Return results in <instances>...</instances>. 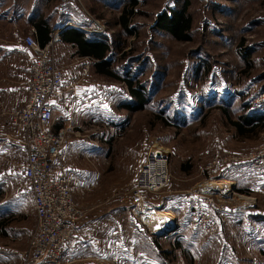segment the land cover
I'll list each match as a JSON object with an SVG mask.
<instances>
[{
    "label": "rangeland",
    "instance_id": "obj_1",
    "mask_svg": "<svg viewBox=\"0 0 264 264\" xmlns=\"http://www.w3.org/2000/svg\"><path fill=\"white\" fill-rule=\"evenodd\" d=\"M6 1L0 0L4 12ZM125 1L27 0L31 13L56 21L66 10L76 23L89 24V35L105 36L112 47L123 41L124 50L111 51L110 67L121 79L131 68L129 75L137 74L147 88L148 103L130 113L121 107L131 99L122 80L98 75L71 51L64 64L53 58L64 74V94L53 97L54 117L56 127L69 128L63 155L74 175L75 202L83 219L89 208L117 213L108 234L120 237L97 241L108 254L100 264H264V130L239 135L219 109L227 107L232 120L250 116L253 99L264 93V0H136V37L118 25ZM182 8L192 19L187 42L157 26L160 15ZM12 30L0 20V54L15 42L22 47L29 35ZM27 65L24 47L17 57L0 56V87L11 90L0 94V222L7 221L0 229V264H24L37 227L22 173L27 150L8 118L12 104L27 95ZM16 66L25 73L17 76ZM125 120L123 129L113 124ZM155 146L165 156L166 180L141 189L138 176ZM78 167L85 171L79 185ZM223 181L231 184L217 185ZM197 213L210 214L216 231L193 226ZM170 223L177 227L158 236Z\"/></svg>",
    "mask_w": 264,
    "mask_h": 264
},
{
    "label": "built area",
    "instance_id": "obj_2",
    "mask_svg": "<svg viewBox=\"0 0 264 264\" xmlns=\"http://www.w3.org/2000/svg\"><path fill=\"white\" fill-rule=\"evenodd\" d=\"M71 1L62 0L64 3ZM64 29L55 28L45 46L39 45L33 34L24 38V44L31 51L28 96L23 105L11 107L8 113L10 125L22 136L20 140H24L22 144L27 150L22 173L37 219L24 264H64L65 247L73 239L75 227L84 217L74 199V176L64 161L63 149L67 144L69 128H56L55 106L52 103L53 97L64 94V74L56 66L52 55ZM253 100L251 112L264 111V93ZM164 158L161 148L155 146L150 150L138 176L139 188L150 186L154 189L165 183ZM158 162L165 164L164 169H151V165ZM154 178L157 183L150 184ZM192 225L208 233L216 231L217 227L211 215L205 213H197L192 218Z\"/></svg>",
    "mask_w": 264,
    "mask_h": 264
},
{
    "label": "trees",
    "instance_id": "obj_3",
    "mask_svg": "<svg viewBox=\"0 0 264 264\" xmlns=\"http://www.w3.org/2000/svg\"><path fill=\"white\" fill-rule=\"evenodd\" d=\"M51 1V0H49ZM137 6L136 0H126L124 2V7L120 17L118 18V25L121 27L122 33L125 34L127 37H136V29L135 26L132 24L134 23L135 18V8ZM66 11V10H65ZM58 13L57 19L55 22L63 23L64 20L70 19L69 14L66 13ZM172 15L164 13L159 16L157 20V26L159 29L167 31L170 35H172L177 41L187 42L190 40L189 32L192 28V19L191 16L186 14V9L182 8L180 11L172 10ZM72 21L73 18H71ZM76 23V22H75ZM52 24H53V16L41 18L40 20L36 21L32 24L34 27V34L37 35L36 41L41 46H45L50 38L52 33ZM78 26H85L86 22H77ZM60 25H56V28H59ZM55 30V28H54ZM62 35V34H61ZM62 37V36H61ZM105 36H100L99 38L86 35L76 30H71L63 36L62 40L67 43H72L77 47V54L80 57L89 58L91 61H96L93 64L94 71L101 76L105 77H112L117 80H122V82L126 85L128 89V93L131 97L128 102L126 101L121 107L130 112L135 113L142 110L145 105L148 103V94L147 88L144 84H142L138 78V75L130 76L129 71H132L131 68L127 70L126 76L122 79L118 74L110 67L112 59L114 58V53L110 54V58L108 59L109 62H103V60L107 57L110 51L117 50H124L126 48V44L124 46V42L115 41L114 47L108 40L105 39ZM244 50V48H243ZM127 53H122L125 56ZM245 55V53L243 54ZM248 58V56H246ZM125 58L121 57V60ZM219 109L223 112L224 116L228 119L229 124L232 128L240 135H249L259 130H264V114L259 115L260 113H252L250 112V116H241L238 120H232L230 111L227 107L220 105ZM160 120L165 122L164 124L169 125V121L158 117ZM127 121L125 120L124 123L119 124L117 122H113L115 126H119L121 129L125 128ZM252 122V125L250 123ZM57 129H60L61 126H57ZM186 170V169H185ZM253 217H257L260 220L261 215L254 214ZM7 225V221L0 222V229L4 228ZM3 230V229H2ZM177 247H181V245L177 242L175 244ZM164 255H169V252H164Z\"/></svg>",
    "mask_w": 264,
    "mask_h": 264
},
{
    "label": "crops",
    "instance_id": "obj_4",
    "mask_svg": "<svg viewBox=\"0 0 264 264\" xmlns=\"http://www.w3.org/2000/svg\"><path fill=\"white\" fill-rule=\"evenodd\" d=\"M44 1L47 3V0H44ZM5 3H6V5H9V7H8V10L6 12L3 11L5 6L0 7V20L1 19H7L8 26L11 29H14V30H12L13 34L14 33L16 34L19 31L18 29H21L20 31L23 30L25 32H28L29 34H33L35 39H36L37 35L34 34L35 30H34V27H32V24L35 23L36 21L40 20L43 16L40 15V13L37 14L36 13L37 11H32V13H31L30 9L27 7V0H25L23 2V4H21V2H19L17 4L16 3L11 4V0H7ZM66 4H68V3H66ZM43 18H45V17H43ZM56 25H60L59 27L65 28L61 33L62 34L61 35L62 36L61 41L59 43H57V45L55 46L53 53H52L53 58H54V56L56 57V55L58 56L56 61L59 60L60 63L64 64V60L67 57L66 52L71 51L73 54H76V56L80 60H88V62L90 61L92 63V65L94 63H96V61H93V60L91 61L89 58H84V57L82 58V57L78 56L77 47L72 43H67V42L62 40L65 33L69 32L71 30H76V31H79L83 34L89 35V32H90L88 30L89 24L87 22H86V25L84 27H79V26H77V24L74 21L71 20V18L64 20L63 23H57V22H55V20H53L52 32L54 31V28H56ZM13 34H12V37H13ZM13 38L17 39L16 36ZM18 44H19V42H15V44H12L11 47L9 46V48L6 49L5 52L0 54V56L6 55V53H7L8 55L12 54V57H17V54L20 55L21 53H23V47L26 51L28 50V53L31 55V51L24 44V41H23L24 45H22V43H21L22 47L18 46ZM61 46H65V49L61 48ZM110 54H111V51L109 52L107 57L103 60V62L104 61L109 62L108 59L110 58ZM16 69L18 72L17 73V76H18L20 70H22V69H21V67H17V66H16ZM22 72L25 73V69H23ZM30 76H31L30 65H27V77L24 74L22 80L25 81V79L27 78V82H28L30 80ZM19 83H21V82L18 81V84ZM0 86H1V84H0ZM7 91H8L7 89L0 87V94L4 95L5 93H7ZM9 92H11V90L8 91V94H9ZM27 96H28V90H27V95L25 94L23 97H20L12 105L13 106L14 105L15 106L23 105L27 99ZM0 105H2L1 101H0ZM54 106H56V105L54 104ZM0 115H2V114H0ZM10 127L12 128L11 125H10ZM91 147H89L90 150H91ZM0 148H1V143H0ZM93 148H95V147H93ZM25 162H26V160H25ZM74 173L77 175L76 183L79 185L83 179L85 171L83 170V168L78 167V169H75ZM31 205H32V202H31ZM32 208H33V206H32ZM31 212H32L31 216L33 217V219L35 220L36 225H37V219H36V214H35L34 209H32ZM115 212L116 211H112V210H109L107 212L106 211L103 212V210L98 209V208L87 209V211H86L87 217L78 222V224L75 227V235H74L73 239H71L65 247L64 258H63L64 264H100L103 261H105V257H106L107 253L105 254L104 251L101 253L100 250L98 249V246H96V243H97V241H101L102 236L104 237V241H111L113 239H117L120 237L119 234L112 237V234H113L112 232H110L108 234V229L111 230L117 224V222H116L117 219L115 217V215L117 213L115 214ZM28 214L29 213L27 212V217L30 216ZM103 216H106L109 218L105 219L103 221V223L101 224ZM108 223H110V224L108 225ZM172 224H175V223H172ZM172 224L170 223L169 225H172ZM107 225H108V227L106 228L107 230L105 229L104 234L99 235L98 234V230H99L98 228L99 227L105 228ZM79 247H81V248H79Z\"/></svg>",
    "mask_w": 264,
    "mask_h": 264
},
{
    "label": "bare ground",
    "instance_id": "obj_5",
    "mask_svg": "<svg viewBox=\"0 0 264 264\" xmlns=\"http://www.w3.org/2000/svg\"><path fill=\"white\" fill-rule=\"evenodd\" d=\"M164 166H165V164L163 163V162H158V163H156V164H152L151 165V169H155V170H163L164 169ZM156 178V177H155ZM155 178L154 179H152L151 180V182H150V184H153V185H155L156 183H157V181L155 180ZM231 184V182L230 181H223V182H218L217 183V185H230ZM218 187V186H217ZM231 188V187H230ZM212 190H216V189H212ZM233 190V189H232ZM216 192V191H215ZM156 215H157V217H160V216H162L163 218H166L167 219V221L166 220H164V222L166 221L167 223L171 220H169V213H167V212H160V211H156V212H154ZM161 217V218H162ZM156 219H158V218H156L155 217V219H154V221L156 220ZM150 220V219H149ZM148 220V221H149ZM159 220V219H158ZM163 220V219H162ZM169 220V221H168ZM150 221H152V223H150L149 225H155L154 227H157V225L156 224H153V219H151ZM163 222V221H162ZM165 222V225L167 224ZM158 223V222H157ZM160 223V222H159ZM162 224H164V223H162ZM158 229H160L159 228V226L157 227ZM162 231V230H161Z\"/></svg>",
    "mask_w": 264,
    "mask_h": 264
},
{
    "label": "water",
    "instance_id": "obj_6",
    "mask_svg": "<svg viewBox=\"0 0 264 264\" xmlns=\"http://www.w3.org/2000/svg\"><path fill=\"white\" fill-rule=\"evenodd\" d=\"M168 230H166L165 233H160L158 236H168L166 235L167 233H169L170 231H173L177 226L175 224H172V225H168Z\"/></svg>",
    "mask_w": 264,
    "mask_h": 264
},
{
    "label": "snow or ice",
    "instance_id": "obj_7",
    "mask_svg": "<svg viewBox=\"0 0 264 264\" xmlns=\"http://www.w3.org/2000/svg\"><path fill=\"white\" fill-rule=\"evenodd\" d=\"M52 103H55V101H53Z\"/></svg>",
    "mask_w": 264,
    "mask_h": 264
}]
</instances>
